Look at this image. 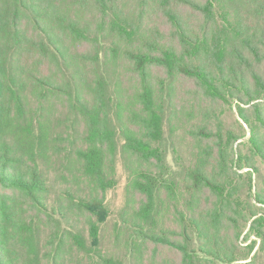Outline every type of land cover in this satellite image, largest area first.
Instances as JSON below:
<instances>
[{
    "label": "rangeland",
    "instance_id": "obj_1",
    "mask_svg": "<svg viewBox=\"0 0 264 264\" xmlns=\"http://www.w3.org/2000/svg\"><path fill=\"white\" fill-rule=\"evenodd\" d=\"M211 1L212 16L196 8L204 7L208 0H172L168 5V9L177 17L183 33L192 40V46L199 48L196 41L203 43L206 39L210 45L218 41L226 51L222 71L217 69L219 63L213 54L209 56L202 49L201 52L193 50L187 53L183 58V66L202 68L218 78L233 76L235 73L232 72L238 71L237 74L243 77V81L237 82L239 88L244 83L246 87L253 89L255 82L252 74H257L264 82V0ZM62 4V12L73 20L89 23L94 19L95 10L88 0H62ZM113 7L130 27L138 28L133 40L129 41L112 31H104L100 44L78 40L72 35L64 37V44L73 61L72 67L80 74L73 76L78 83L79 99L87 103L89 108L96 105L92 71L93 60L99 52L98 67L108 79V94H113L117 103L121 104L120 109L113 105L109 110L108 122L114 139L112 143L105 142L103 145V170L107 180L113 182V187L104 191L91 183L84 173L82 162L77 160V151L86 150L93 145L88 138L89 122L86 116L79 109L64 104L63 99L54 102L50 98L42 102L31 89V80L26 83L29 88L25 87L24 91L28 108L27 120L36 122V125L39 123L47 134L46 153L41 165L53 187L49 193L50 204L59 200L67 212L64 217L58 216L55 219L66 233L81 236L89 250L68 249L65 264H102L101 258H112L118 264H181L183 255L179 251L156 245L144 235L167 236L182 242L187 233L190 237H195L196 249L203 248L204 241L193 234L187 219L191 211H197L200 217H205L214 207L217 198L208 189L193 193L191 174L197 169H202L216 181H226L229 185L238 186L236 194L246 206H241V209L248 210V214L244 218H238V224L225 218L223 225L216 230L221 242L227 240L228 246L235 249L237 258L241 257L238 252L240 248L257 242L251 257L238 261L237 264H264V245L252 230L254 222L264 216V205L256 200L258 187L264 193V162L256 160L261 176L255 175L252 169H240L234 163V152L239 149L243 154L252 156L249 147L251 129L239 116L240 104L233 99L237 94L231 95L229 105L210 96L196 79L178 71L173 77H169L166 67L152 66V82L158 84L160 80H166L168 90L171 84L169 93L171 92L173 98L170 106H166L164 136L161 141L153 139L149 131L133 116L141 108L138 101L140 86L129 53L139 47L143 51H149V54L161 57L163 51L174 50L182 53L190 50L191 46L182 41L176 26L166 14L167 7L163 6L162 0H114ZM95 25L96 21L92 22V31ZM246 39L260 58L256 57L253 48L250 50L249 44L244 43ZM148 43H154L152 45L156 48L152 49V45ZM33 62V58L28 57L27 63L22 65L31 69ZM67 71L71 75L72 68H67ZM63 72L60 69L56 73L50 61L39 66L42 76L53 77L56 81L65 79ZM24 76L27 80L26 75ZM217 82L226 90L224 82ZM261 102L264 101L241 104V107L248 110L252 105ZM229 132L233 133L234 139L228 143ZM202 133L221 134L224 137L223 143L219 145L216 135L206 137ZM128 134L158 151L163 162L157 159L147 161L133 151L128 146ZM56 138L59 141L55 142ZM27 162L31 164V158H27ZM159 168L164 170V178L172 184L174 190L162 188L158 191L154 221L145 222L140 218V211L147 205L148 199L136 184L143 179L142 172L157 174ZM251 176L252 184L249 180ZM252 185L254 189L251 190ZM70 188L78 197L103 202L109 209L108 220L100 225V243L97 248L91 247L90 234L91 225L98 223L97 217L61 196V190ZM250 204L254 206L248 207ZM214 225L211 224L210 227ZM261 229L264 232V226ZM49 232L46 229L42 234L43 241ZM238 233H241L240 239L236 238ZM256 255L257 260L254 262Z\"/></svg>",
    "mask_w": 264,
    "mask_h": 264
},
{
    "label": "trees",
    "instance_id": "obj_2",
    "mask_svg": "<svg viewBox=\"0 0 264 264\" xmlns=\"http://www.w3.org/2000/svg\"><path fill=\"white\" fill-rule=\"evenodd\" d=\"M88 1L95 10L92 20V22L96 21L94 31L91 30L92 22L80 23L63 13L62 0H0V264H65L68 249L77 248L89 252L87 243L81 236L66 233L60 222L55 219L58 216L64 217L67 212L64 205L58 202L59 200L50 204L49 193L53 187L41 165L46 153L47 134L39 123L36 125V122L27 120L28 108L24 91L25 87L29 88L26 86L28 80H31L29 83L31 89L36 92L42 102L50 98H53L54 102H60L63 99L64 104L79 109L86 116L89 122L88 138L93 145L86 150L77 151V160L82 162L84 173L91 183L104 191L113 187V182L107 180L103 170L105 163L103 145L105 142L112 143L114 139L108 122L109 110L113 105L120 109L121 104L117 103L113 94H108L110 86L108 79L98 67L99 52L93 60L94 70L92 71L96 105L89 108L87 103L79 99L78 83L74 81L73 76H80V74L76 68L72 67L73 61L64 44V37L72 35L78 40L100 44L104 31H112L131 41L137 35L138 28L130 27L129 23L115 12L114 0ZM171 1L162 0L163 6L167 7L166 14L176 26L182 41L194 49L190 48L182 53L166 50L161 57L149 54V51H143L139 47L129 53V58L134 62V71L139 78L140 86L138 101L141 108L134 112V118L149 131L153 139L162 140L167 115L166 106H170L173 98L171 92L169 93L171 84L168 90L166 80H160L158 84L152 82L150 68L156 65L166 67L169 77H173L178 71L196 79L210 96L226 104L230 105L231 95L237 94L233 99L240 104L238 105L239 116L251 129L249 147L252 156L243 154L239 149L238 152H234L236 155L234 163L238 164L240 169L249 168L254 170L255 175L261 176L256 160L264 162V102L256 103L248 110L241 107V104L248 105L252 102L264 101V82L257 74H252L255 88L250 89L244 83L239 88L237 82L243 81V77L237 74L238 71L232 72L235 73L233 76L218 78L202 68L183 66V58L187 53L202 49L208 55L213 54L214 59L219 63L217 69L222 71L226 51L222 44H218V41L210 45L207 44L206 39L203 43L196 41V44L200 45L199 48L192 46V40L183 33L177 17L168 9ZM212 4V1L208 0L204 7L196 6V8L212 16ZM244 43L249 44L250 50L253 48L248 39L244 40ZM151 48L156 47L152 45ZM253 50L258 57L259 54L254 48ZM236 55L238 56L237 53ZM28 57L34 60L31 69L23 66L27 63ZM47 61L54 65L56 73L62 69L65 79L56 81L53 77L42 76L39 73V66ZM67 68L69 70L72 68V76L68 74ZM24 75L27 80L24 79ZM217 81L224 82V86H227L226 90L222 89ZM43 106L44 104L41 107ZM171 116L172 114L169 117ZM217 134L202 133L206 137L218 136L217 140L221 145L224 137ZM126 138L128 146L145 160L157 159L163 162L162 155L152 150L153 148L142 140L129 134ZM232 139H234L233 133L229 132L227 142L229 143ZM54 141H59V138ZM27 158H31V164H28ZM222 169L226 170L224 167ZM163 173L164 170L161 168L157 174L149 171L142 172L143 179L136 184L148 199L147 205L140 211V218L145 222L154 221L158 191L162 188L174 190L172 184L164 178ZM191 176L194 194L208 189L217 198L214 207L206 215L204 214L205 217H200L197 211H191L187 219L193 234L204 241L203 248L196 249L195 237H190L187 233L182 242L167 236L147 234L144 237L156 245L179 251L183 255L181 264H218L219 262L235 264L251 257L257 242L246 248H240L238 252L241 257L237 258L235 249L228 246L227 240L221 242L216 230L220 229L225 218L233 224H238V218H244L245 214H248V210L241 209V206H246L236 194L238 186L229 185L226 181H216L202 169L193 170ZM240 177L242 178L243 175ZM249 180L252 184L253 177L251 176ZM253 185L251 190L254 189ZM256 192V200L264 205L263 191L258 187ZM60 193L71 204H77L97 217L98 223L92 224L90 228L91 247L97 248L100 243V225L108 220L109 209L103 202L88 201L78 197L71 188L61 190ZM252 206L254 205L250 204L248 207ZM58 224L59 226H56ZM211 224H215L214 227H210ZM261 226H264V216L259 217L252 227L254 234L262 240L264 245V232ZM46 229L50 232L43 241L42 234ZM240 237L241 233H238L236 238L240 239ZM101 260L102 264H118L112 258H101ZM256 260L257 255L254 256L253 261Z\"/></svg>",
    "mask_w": 264,
    "mask_h": 264
}]
</instances>
